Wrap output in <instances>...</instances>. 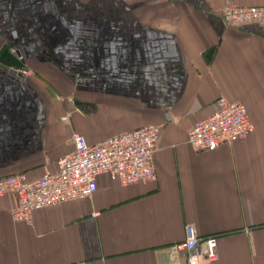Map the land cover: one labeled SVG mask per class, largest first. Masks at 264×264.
<instances>
[{
    "label": "crops",
    "instance_id": "crops-1",
    "mask_svg": "<svg viewBox=\"0 0 264 264\" xmlns=\"http://www.w3.org/2000/svg\"><path fill=\"white\" fill-rule=\"evenodd\" d=\"M227 1L264 5L0 0V176L53 170L73 131L93 144L159 127L154 182L100 175L90 197L30 221L1 196L0 264H165L186 224L217 236L211 264H264V26L227 24ZM220 95L246 104L253 130L194 151L188 131Z\"/></svg>",
    "mask_w": 264,
    "mask_h": 264
},
{
    "label": "built area",
    "instance_id": "built-area-1",
    "mask_svg": "<svg viewBox=\"0 0 264 264\" xmlns=\"http://www.w3.org/2000/svg\"><path fill=\"white\" fill-rule=\"evenodd\" d=\"M219 13L227 24L255 23L264 26V5H238L225 2ZM215 110L193 123L187 143L194 151H211L221 145L245 138L253 123L247 106L240 100L220 95ZM68 120V114L63 116ZM73 149L57 159L56 167L29 179L23 172L0 176V197L13 195L14 220L30 221L32 213L62 201L90 197L98 187V177L111 182H154V153L159 149V127L145 124L89 144L84 137L71 133ZM185 237L169 246L172 261L165 264H211L216 259L217 236H200L191 224L184 227Z\"/></svg>",
    "mask_w": 264,
    "mask_h": 264
},
{
    "label": "water",
    "instance_id": "water-1",
    "mask_svg": "<svg viewBox=\"0 0 264 264\" xmlns=\"http://www.w3.org/2000/svg\"><path fill=\"white\" fill-rule=\"evenodd\" d=\"M8 75L12 78L16 77V76H21L22 75V72H17L15 69H9L8 71Z\"/></svg>",
    "mask_w": 264,
    "mask_h": 264
}]
</instances>
